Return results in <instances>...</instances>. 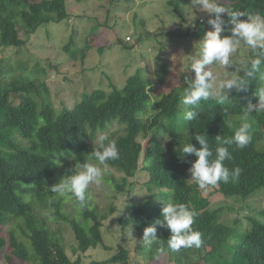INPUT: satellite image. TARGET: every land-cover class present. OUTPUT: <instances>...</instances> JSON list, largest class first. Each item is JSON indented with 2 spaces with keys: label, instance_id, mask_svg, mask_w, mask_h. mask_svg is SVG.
Returning a JSON list of instances; mask_svg holds the SVG:
<instances>
[{
  "label": "trees",
  "instance_id": "1",
  "mask_svg": "<svg viewBox=\"0 0 264 264\" xmlns=\"http://www.w3.org/2000/svg\"><path fill=\"white\" fill-rule=\"evenodd\" d=\"M32 1L0 0V47H20L23 44L19 38L20 30L29 38L40 27L69 18L66 10L68 0ZM98 1L101 9L110 14L105 4L120 0ZM221 3L245 14L264 16V0H226ZM32 8L35 10L28 13L27 10ZM207 19H196L186 25L184 34L181 30L171 34L204 37L211 30ZM225 27L231 28L232 25ZM221 35H230V32H222ZM92 39L90 37L88 42ZM254 56L255 53L251 52L249 57ZM234 58L233 55L230 60ZM236 67L232 66L231 70ZM161 69V83L174 76L165 67ZM139 70L126 79L121 89L111 84L109 89L91 90L84 93L74 106L64 108L58 114L50 102L37 107L31 100L10 101V96L19 91H34L41 86L46 90L45 70L43 80L36 76L35 80L29 81L20 75L10 82L0 83V254L8 263L14 259L23 264H82L84 253L103 244L100 229L108 216L96 208L90 209L87 199L83 208L74 202L73 210H68L64 198L52 191L55 185L53 178L55 176L62 181L72 176L66 169L56 172L59 161L68 160L72 166L86 163L97 147L89 140L98 133L108 132L116 123L120 129L118 134L108 136L109 140H115L119 150V159L109 162V166L119 174L113 188L114 197L128 198L136 183L147 191L139 198H128L116 223L123 231L138 232L141 240L146 227H156L157 239L147 252L150 259L162 255L160 248L163 247V254L170 255L172 264H193V255L199 257L197 264H264V210L261 209L254 217L245 218L246 226L241 229L239 219L232 225L221 221L224 214L234 210L232 207H209L207 197L216 195L239 203L249 200L258 190L264 191V113L253 111L249 114L251 139L244 148L217 142V137H232L248 105L258 104L257 91L264 86L261 73L251 72L250 64L241 65L235 72V76L244 81L241 90H227L223 103L210 98L198 107H185L180 91H184L187 81L194 79L195 75L181 74L180 86L152 99L149 88L153 83L141 79ZM37 81L40 86H37ZM189 111L195 114L192 120L184 119V114ZM160 127L170 131L171 144L165 146L149 139L143 146L141 138ZM197 134L207 137L213 153L210 160L216 158L217 147L229 148L232 159L224 164L230 171L241 168L237 179L220 182L206 190L190 181L189 169L197 157L183 153L182 148L184 144L191 143L199 149L201 146L195 139ZM18 139L24 144L19 145ZM20 160L26 163L23 169L18 167ZM140 177H145V180L139 182ZM169 201L182 203L195 213L192 227L201 233L200 248H182L178 252L167 248L170 230L157 222L163 221L162 209ZM47 222L63 223L70 229L73 245H69V251L75 256L74 260L67 254V244L61 234L52 231ZM142 246L138 244L137 248ZM129 257L130 252L121 248L102 263L91 264L127 263Z\"/></svg>",
  "mask_w": 264,
  "mask_h": 264
},
{
  "label": "rangeland",
  "instance_id": "2",
  "mask_svg": "<svg viewBox=\"0 0 264 264\" xmlns=\"http://www.w3.org/2000/svg\"><path fill=\"white\" fill-rule=\"evenodd\" d=\"M105 2L107 3L108 0ZM221 2H226V0H221ZM105 5L110 14L101 9L98 0H84L83 2L68 0L66 5L68 19L40 27L29 38H26L20 30L19 38L23 42L20 47H0V83L10 82L20 75L25 76L29 81L35 80L36 76L37 78L41 76L43 80L45 71L47 72L46 80H44L47 93L42 86L34 91H19L10 96L11 102L31 100L36 103L37 107L50 102L54 106L55 113L58 114L62 109L74 106L81 100L84 93L91 90L104 89V87L109 89L111 84L121 89L126 79L133 76L138 69H140L138 74L141 79L153 83L149 88L152 99L168 94L172 89L180 86L181 74L187 73L192 77L195 75L189 67L190 57L198 52L199 43L204 37L171 34V32L177 33L180 30L181 34H184L185 28L187 29L186 25L193 23L196 19H207L206 13L191 7V0H120ZM33 10L35 9L32 8L27 12L31 13ZM68 20L71 22L69 23ZM97 25L99 27L94 29L93 27ZM127 36L131 37L132 42L125 44L124 38ZM90 37L93 39L88 42ZM251 52V49L241 45L233 54L235 58L232 61L234 62L229 67L223 69L214 64L206 66V70L213 69L222 75L225 73L226 78H232L241 66L240 59L249 57ZM235 65L237 67L231 70V67ZM161 67H165L174 74V76L165 78L162 83L159 79ZM37 86H40L39 81H37ZM226 91L227 89L222 95L225 96ZM180 93H183V90ZM214 100L217 101V99ZM238 121L241 124V121ZM119 130V125L115 123L110 126L108 132L98 133L96 137L99 134L108 136L118 134ZM96 137L89 142L96 145ZM149 139L165 146L171 144L170 131L167 128L160 127L145 138L142 137V145L144 146ZM17 142L19 145L24 144L21 139ZM262 144L264 146V142ZM59 162L57 173L66 169L74 175L78 171L77 164L72 166L70 161L64 159ZM17 164L21 169L26 167V163L22 160ZM118 177L116 170L109 166V173L105 176L104 183L101 186L90 185L85 192L90 209L96 208L108 217L102 222L100 229L103 244L84 253L82 264L102 263L114 256L121 248L130 252L129 260L127 263L113 264H172L168 254L150 259L147 253L148 247L143 245L137 248L138 244H142L138 232L130 229L123 231L117 225L116 219L119 211L124 207L128 198L130 196L139 198L147 192L146 188L142 189L139 183H136L128 198L120 195L114 197L113 188ZM110 178L113 180L108 181ZM189 178L193 181L191 173ZM144 180L145 177H140L138 181ZM53 182L56 185L61 180L55 179L54 176ZM207 197L209 207H232L234 210L224 214L221 221H227L232 225L236 219H239L242 222L241 229L246 226L245 218L254 217L261 209L264 210V191L258 190L249 200L239 203L234 199H223L216 195ZM63 198L67 209L73 210L74 199L67 196ZM242 206L245 207L241 208ZM110 208L111 212H109ZM43 215L47 216L46 213ZM47 224L56 234H61L67 244L65 245L68 250L67 254L74 260L75 256L69 251V245H73L70 229L63 223L47 222ZM1 234L6 237L5 233ZM27 248L30 250L29 243H27ZM197 258L199 257L193 255V264L198 263ZM0 264L23 263L14 259L8 263L3 254H0Z\"/></svg>",
  "mask_w": 264,
  "mask_h": 264
},
{
  "label": "clouds",
  "instance_id": "3",
  "mask_svg": "<svg viewBox=\"0 0 264 264\" xmlns=\"http://www.w3.org/2000/svg\"><path fill=\"white\" fill-rule=\"evenodd\" d=\"M191 7L207 14V24L211 26L203 40L199 43V50L190 57V69L194 71L195 78L187 81V87L183 91L182 103L185 107L199 106L202 101L217 99L224 102L223 90L242 89L244 81L238 76L226 78V74L217 71L206 70V66L219 65V68H227L232 64L230 57L237 52L241 45L246 46L255 53L254 57H242L240 64H250L251 72H260L264 81V16L259 13L245 14L232 7L221 3V0H191ZM225 16L227 19H225ZM246 16L247 19H240ZM232 25L226 28L225 25ZM230 32V35L222 36V32ZM126 38H130L127 41ZM124 38V43L132 42L131 37ZM251 74V73H249ZM258 104H249L241 116V124L235 130L234 135L227 139L217 137L220 145H235L236 148H244L250 142L251 123L249 114L253 111H264V86L257 91ZM195 114L186 112L184 119L192 120ZM195 139L201 146L199 149L191 143L183 145L182 151L186 154H194L197 159L189 169L191 180L195 181L200 189L217 186L220 182L228 183L235 180L241 173V168L229 170L225 166L226 160H231L232 155L228 147L219 146L215 149L216 158L210 160L213 153L209 148L207 137L197 134ZM96 149L89 155L86 163L78 166L76 174L65 178L59 184L53 186L52 191L61 197L67 196L83 208L86 201L85 192L90 185L101 186L105 176L109 173V162L119 159V150L115 140H109L107 134H99L96 137ZM163 221H158L161 226L170 230V238L167 240V248L178 252L182 248H200L202 245L201 233L193 229L195 213L182 203L167 202L162 209ZM156 227L148 226L143 231L142 244L151 247L156 241ZM165 249L160 248L163 254Z\"/></svg>",
  "mask_w": 264,
  "mask_h": 264
},
{
  "label": "built area",
  "instance_id": "4",
  "mask_svg": "<svg viewBox=\"0 0 264 264\" xmlns=\"http://www.w3.org/2000/svg\"><path fill=\"white\" fill-rule=\"evenodd\" d=\"M127 41H130V38H126Z\"/></svg>",
  "mask_w": 264,
  "mask_h": 264
}]
</instances>
